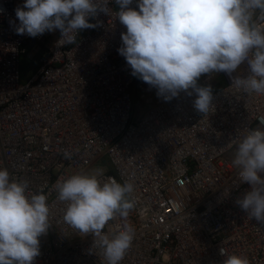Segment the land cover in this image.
<instances>
[{
	"label": "built area",
	"instance_id": "2783aa9c",
	"mask_svg": "<svg viewBox=\"0 0 264 264\" xmlns=\"http://www.w3.org/2000/svg\"><path fill=\"white\" fill-rule=\"evenodd\" d=\"M24 2L0 0V168L28 181L29 194L48 195L51 227L39 238L34 264H105L91 235L64 224L65 205L52 187L87 174L102 158L101 180L135 185L128 217L135 239L121 264H223L221 248L264 264V225L236 205L250 185L240 183L232 165L247 130L264 129V96H247L232 86V76L213 73L198 83L214 89L207 116L194 109L195 94L165 102L131 76L119 55L126 29L113 0L110 16L90 20L98 26L82 30L75 44L61 40L59 30L15 34L10 21L19 23L14 10ZM26 51L39 54L38 67L20 85ZM238 74L247 75L246 65ZM121 223L117 217L105 231Z\"/></svg>",
	"mask_w": 264,
	"mask_h": 264
},
{
	"label": "clouds",
	"instance_id": "9594fccd",
	"mask_svg": "<svg viewBox=\"0 0 264 264\" xmlns=\"http://www.w3.org/2000/svg\"><path fill=\"white\" fill-rule=\"evenodd\" d=\"M121 25L117 49L131 76L155 89L170 102L184 92L195 94L194 109L207 116L214 109L213 89L200 86L203 75L232 76V86L247 96H264V0H113ZM10 21L15 34L36 38L59 30L61 40L75 44L82 30L99 13L111 14L107 0H25ZM2 12V10H0ZM60 40V41H61ZM246 65V76L238 69ZM236 74V75H233ZM231 143L228 146H231ZM232 165L241 184L250 185L235 201L239 208L264 225V129H248L236 144ZM102 169L72 174L52 186L65 205L63 222L80 236L91 235L105 264H121L133 245L135 230L128 217L136 206L135 185L113 177L101 180ZM48 195L29 194L26 180L13 179L0 168V264H34L41 254L40 237L50 224ZM117 217L114 233L106 225ZM224 256L223 264H250L240 255Z\"/></svg>",
	"mask_w": 264,
	"mask_h": 264
},
{
	"label": "rangeland",
	"instance_id": "374dc122",
	"mask_svg": "<svg viewBox=\"0 0 264 264\" xmlns=\"http://www.w3.org/2000/svg\"><path fill=\"white\" fill-rule=\"evenodd\" d=\"M38 56H39V54L36 55L34 58L30 57L29 51H26L25 53H20V59H19V84L20 85L28 82V80L32 77V75L36 71V69L38 67V64H37ZM202 77L199 79L198 83L200 82ZM213 91H214V89H213ZM106 165H107L106 158H102L96 163V165L94 167H92L91 170L88 171V173H90L96 169H102L104 172V171H106V168H105Z\"/></svg>",
	"mask_w": 264,
	"mask_h": 264
}]
</instances>
